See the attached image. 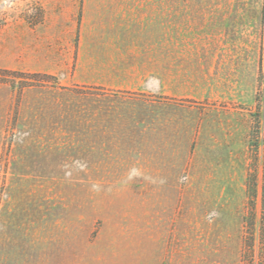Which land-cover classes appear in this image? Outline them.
<instances>
[{
  "label": "rangeland",
  "instance_id": "374dc122",
  "mask_svg": "<svg viewBox=\"0 0 264 264\" xmlns=\"http://www.w3.org/2000/svg\"><path fill=\"white\" fill-rule=\"evenodd\" d=\"M261 69L264 0H0V264H243Z\"/></svg>",
  "mask_w": 264,
  "mask_h": 264
},
{
  "label": "trees",
  "instance_id": "16d2710c",
  "mask_svg": "<svg viewBox=\"0 0 264 264\" xmlns=\"http://www.w3.org/2000/svg\"><path fill=\"white\" fill-rule=\"evenodd\" d=\"M37 76L49 74L35 73ZM260 79L264 72L260 70ZM261 94H259V99ZM254 123L250 145L261 163V182L259 184L258 167L250 168L247 178V211L244 215V234L241 259L243 264H264V107L253 114ZM258 160V159H256Z\"/></svg>",
  "mask_w": 264,
  "mask_h": 264
},
{
  "label": "crops",
  "instance_id": "0c3cea01",
  "mask_svg": "<svg viewBox=\"0 0 264 264\" xmlns=\"http://www.w3.org/2000/svg\"><path fill=\"white\" fill-rule=\"evenodd\" d=\"M169 17H170V15L168 16V19H169ZM165 24H166V21L164 18L163 24H162L164 31H166ZM169 34H170V32L168 30L167 40H169V38H170ZM164 38H165V33H164ZM169 41H168L167 49H162L161 51H159V49H158V52H157L158 62L161 59L163 61V65H164L163 70L157 69V72L155 73V78L158 80L161 78H164L165 74H167V77L170 78L169 77L170 76V68H171L170 67V61H172V58L174 57V49L170 48ZM27 45H25L24 51L28 50V52H29L28 56L30 57V55H33L36 53V56H33L32 58H34V57L38 58V59H32L31 68L29 69V71H39V72L40 71H46V72L52 71V69L50 68L51 60L46 58V56H43L41 52H35L36 47L35 48L32 47V42L30 45V42L28 41ZM104 45H105V49H104L105 53L102 56L103 57L102 61L104 60V57L107 59L104 60L101 63V65H98V64L94 65L95 68L93 67V70H95V72L99 73L100 77H101V79L99 81H95L94 83H104L106 80L111 79L112 76H115V75H117V73L122 72L120 70H117L114 66L115 65L114 61L116 60L115 58L123 56V53L119 52L122 49L115 48V44L113 43L111 38L108 40L107 43H104ZM164 45H165V43H164ZM40 54H41V56H39ZM127 56H129V55H127ZM53 60L55 61V59H53ZM28 62L30 63V60H28ZM53 63H55V62H53ZM125 87L131 88V87H135V86H132V85L128 86L127 85Z\"/></svg>",
  "mask_w": 264,
  "mask_h": 264
}]
</instances>
